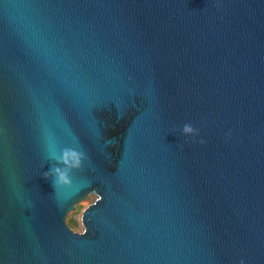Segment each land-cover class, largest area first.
I'll return each instance as SVG.
<instances>
[{"label": "water", "instance_id": "water-1", "mask_svg": "<svg viewBox=\"0 0 264 264\" xmlns=\"http://www.w3.org/2000/svg\"><path fill=\"white\" fill-rule=\"evenodd\" d=\"M63 148L85 159L53 187ZM241 261L264 264V0H0V264Z\"/></svg>", "mask_w": 264, "mask_h": 264}, {"label": "clouds", "instance_id": "clouds-1", "mask_svg": "<svg viewBox=\"0 0 264 264\" xmlns=\"http://www.w3.org/2000/svg\"><path fill=\"white\" fill-rule=\"evenodd\" d=\"M183 130L185 133H188L192 131V128L189 125H184ZM201 143H203V141H201ZM50 158L55 159L57 165H63V167L56 165L52 166L48 172L43 173V178L48 179L50 173H54L52 186L68 187L72 183L70 173L73 170H79L81 168L85 155L83 152L73 148H63L58 156L51 154ZM240 264H243V261H241Z\"/></svg>", "mask_w": 264, "mask_h": 264}, {"label": "rangeland", "instance_id": "rangeland-1", "mask_svg": "<svg viewBox=\"0 0 264 264\" xmlns=\"http://www.w3.org/2000/svg\"><path fill=\"white\" fill-rule=\"evenodd\" d=\"M86 202H80L76 208L72 211L69 212L65 218V223L67 226L75 231V232H81V225L79 223V216L81 213V210L84 208Z\"/></svg>", "mask_w": 264, "mask_h": 264}]
</instances>
